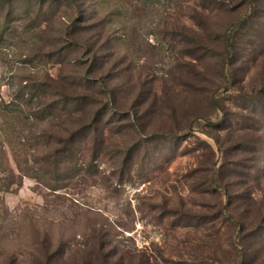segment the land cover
Listing matches in <instances>:
<instances>
[{"label":"rangeland","instance_id":"1","mask_svg":"<svg viewBox=\"0 0 264 264\" xmlns=\"http://www.w3.org/2000/svg\"><path fill=\"white\" fill-rule=\"evenodd\" d=\"M0 264H264V0H0Z\"/></svg>","mask_w":264,"mask_h":264},{"label":"trees","instance_id":"2","mask_svg":"<svg viewBox=\"0 0 264 264\" xmlns=\"http://www.w3.org/2000/svg\"><path fill=\"white\" fill-rule=\"evenodd\" d=\"M227 41L229 42V38L227 39ZM94 126H92V128H93Z\"/></svg>","mask_w":264,"mask_h":264}]
</instances>
